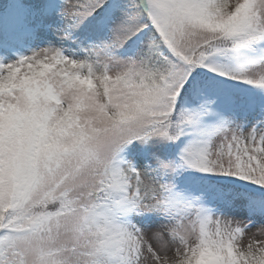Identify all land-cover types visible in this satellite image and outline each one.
Returning <instances> with one entry per match:
<instances>
[{"label": "snow or ice", "instance_id": "6c2138e0", "mask_svg": "<svg viewBox=\"0 0 264 264\" xmlns=\"http://www.w3.org/2000/svg\"><path fill=\"white\" fill-rule=\"evenodd\" d=\"M10 4L0 264H264V0Z\"/></svg>", "mask_w": 264, "mask_h": 264}, {"label": "rangeland", "instance_id": "374dc122", "mask_svg": "<svg viewBox=\"0 0 264 264\" xmlns=\"http://www.w3.org/2000/svg\"><path fill=\"white\" fill-rule=\"evenodd\" d=\"M6 1L7 0H0V7L3 5L6 6ZM50 39L54 40L55 37L52 36L51 34H44L37 37L36 39L22 38L21 42L17 46L15 55L29 54L32 48H35L37 46H43L46 43V41Z\"/></svg>", "mask_w": 264, "mask_h": 264}, {"label": "trees", "instance_id": "16d2710c", "mask_svg": "<svg viewBox=\"0 0 264 264\" xmlns=\"http://www.w3.org/2000/svg\"><path fill=\"white\" fill-rule=\"evenodd\" d=\"M24 4H31L34 0H22ZM0 36L7 39L14 27L13 20L11 19V4L10 0H7V5L0 7Z\"/></svg>", "mask_w": 264, "mask_h": 264}]
</instances>
